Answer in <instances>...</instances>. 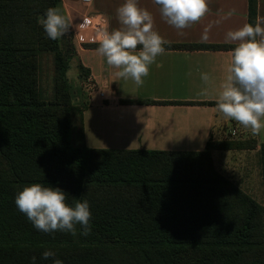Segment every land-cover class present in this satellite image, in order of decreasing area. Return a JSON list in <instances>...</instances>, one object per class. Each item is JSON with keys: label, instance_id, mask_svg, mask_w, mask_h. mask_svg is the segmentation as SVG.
Masks as SVG:
<instances>
[{"label": "trees", "instance_id": "16d2710c", "mask_svg": "<svg viewBox=\"0 0 264 264\" xmlns=\"http://www.w3.org/2000/svg\"><path fill=\"white\" fill-rule=\"evenodd\" d=\"M248 1V23L255 26L256 0ZM59 3L0 0V264H32L33 256L36 264H52L41 259L45 250L63 264H264V211L215 170L211 157L253 149L255 141H209L200 152L71 146L66 73L76 56L73 36L68 32L61 49L60 39L48 38L38 23ZM235 46L164 47L232 52ZM44 55L54 65L51 100L39 86ZM32 183L64 189L70 205L87 200L91 233L81 235L78 224L76 236L37 230L15 205ZM103 249L125 258L97 252Z\"/></svg>", "mask_w": 264, "mask_h": 264}, {"label": "crops", "instance_id": "0c3cea01", "mask_svg": "<svg viewBox=\"0 0 264 264\" xmlns=\"http://www.w3.org/2000/svg\"><path fill=\"white\" fill-rule=\"evenodd\" d=\"M122 3L124 0H91L90 6L84 7L80 0H61L58 6L69 21L68 32L72 33L76 50L70 68L75 65L77 76V66L86 69L94 88L91 103L80 115L81 145L95 150L200 152L209 141L244 140L248 135L256 143L253 149L212 151L211 157L215 170L264 211V129L253 136L241 126L236 128L239 137L232 139L227 131L236 121L226 119L216 106L231 52L167 49L156 57L149 75L143 77V85L137 87L131 79L116 77L118 69L109 66L97 48L84 46L98 44L100 35L90 29L85 16H104L106 31L111 32L122 27L116 16ZM207 4L208 12L199 22L177 30L161 17L153 0H138V5L152 14L154 30L167 44L235 45L225 40V34L248 23L249 1L207 0ZM258 16L264 18V0H256L255 21ZM203 73L208 74V82L201 79Z\"/></svg>", "mask_w": 264, "mask_h": 264}, {"label": "clouds", "instance_id": "9594fccd", "mask_svg": "<svg viewBox=\"0 0 264 264\" xmlns=\"http://www.w3.org/2000/svg\"><path fill=\"white\" fill-rule=\"evenodd\" d=\"M159 6L161 17L177 30L199 22L208 12L207 0H153ZM116 16L121 28L102 31L98 39L97 53L106 58L109 66L118 69L114 74L124 80L131 79L137 87L149 75V67L156 57L165 53L168 43L154 30L152 14L138 5V0H124ZM46 35L59 40L69 30V21L59 8L50 7L38 18ZM264 18L257 17L255 26L244 24L225 34L227 42H235L227 75L220 84L217 110L226 119L234 120L250 130L253 136L264 129ZM259 37V39H257ZM207 39V36H204ZM138 46H141L138 49ZM201 79L208 82L207 73ZM67 192L58 187L32 183L25 186L15 197V205L25 214L33 226L42 232L62 231L77 235L76 225L81 226V235L91 233V212L87 200L67 203ZM41 259H52V264H63L56 253L45 250ZM36 264V257H32Z\"/></svg>", "mask_w": 264, "mask_h": 264}, {"label": "rangeland", "instance_id": "374dc122", "mask_svg": "<svg viewBox=\"0 0 264 264\" xmlns=\"http://www.w3.org/2000/svg\"><path fill=\"white\" fill-rule=\"evenodd\" d=\"M61 1V0H60ZM60 3L58 4V6ZM58 6L56 8H58ZM68 32L60 38L61 41V49H64V44L66 45L68 41ZM73 42V38H72ZM78 68V66H77ZM70 69V70H69ZM69 71H67V84L69 86V93H70V106L73 107V110L71 112V133L69 136L71 146L74 147H81V142L79 140L80 135V115L83 109L87 108V106L92 101L93 96V85L91 81L88 79L86 73L83 72V70H80L78 68V76L75 75V65L72 64L71 68L69 65ZM54 65L52 61L51 55H44L40 60V73H39V86L41 89V92L46 100H51L54 93ZM236 128L241 127L237 122L235 125H232ZM243 127V126H242ZM246 129V128H245ZM246 139L244 141H254L253 138L248 135L244 136ZM236 139V138H234ZM145 150V149H141ZM147 151H154V150H147ZM159 151V150H158ZM67 251H71L70 249L63 251L65 254H67ZM75 252H82L81 250H74ZM106 252L109 256H122L123 259L125 258L121 252L112 251L109 250H97L98 253Z\"/></svg>", "mask_w": 264, "mask_h": 264}, {"label": "built area", "instance_id": "2783aa9c", "mask_svg": "<svg viewBox=\"0 0 264 264\" xmlns=\"http://www.w3.org/2000/svg\"><path fill=\"white\" fill-rule=\"evenodd\" d=\"M80 3L84 7L90 6L91 0H80ZM86 23L90 29L96 33H101L106 30L107 19L99 14L96 15H86ZM99 97H103V93L99 92ZM228 136L232 139L239 137L240 133L236 127L230 128L228 131Z\"/></svg>", "mask_w": 264, "mask_h": 264}]
</instances>
